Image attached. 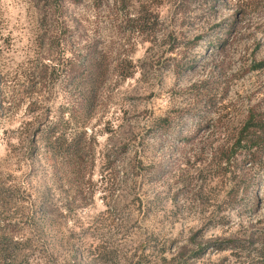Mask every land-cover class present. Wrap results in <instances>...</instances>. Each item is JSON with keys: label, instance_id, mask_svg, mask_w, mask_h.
<instances>
[{"label": "rangeland", "instance_id": "obj_1", "mask_svg": "<svg viewBox=\"0 0 264 264\" xmlns=\"http://www.w3.org/2000/svg\"><path fill=\"white\" fill-rule=\"evenodd\" d=\"M8 245L0 264H264V0H0Z\"/></svg>", "mask_w": 264, "mask_h": 264}, {"label": "trees", "instance_id": "obj_2", "mask_svg": "<svg viewBox=\"0 0 264 264\" xmlns=\"http://www.w3.org/2000/svg\"><path fill=\"white\" fill-rule=\"evenodd\" d=\"M90 59L87 62V75L86 78L91 82L92 86H99L101 82L105 79L107 71L106 62L103 63L102 54L100 56L90 55ZM42 66L47 68L48 66L42 64ZM54 69V67H53ZM96 86V87H97ZM45 145L47 146V151L56 159L60 158L61 163L74 164L80 160L83 156L82 141L83 138L79 137L77 132L73 134H67L60 127V124L53 123L45 130ZM85 137V135H83ZM13 250L12 246L3 247L0 251L2 258L4 260L10 259V251ZM9 252V253H8Z\"/></svg>", "mask_w": 264, "mask_h": 264}]
</instances>
